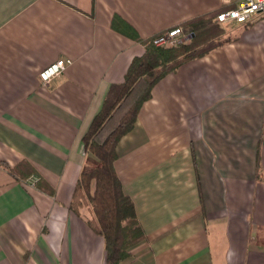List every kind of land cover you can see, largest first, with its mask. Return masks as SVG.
<instances>
[{
    "label": "crops",
    "instance_id": "obj_1",
    "mask_svg": "<svg viewBox=\"0 0 264 264\" xmlns=\"http://www.w3.org/2000/svg\"><path fill=\"white\" fill-rule=\"evenodd\" d=\"M237 3L0 0V264H107L91 210L70 206L96 163L83 136L145 52L129 26L148 39ZM220 25L226 40L162 78L118 144L145 233L121 264H264V12ZM22 162L43 187L5 166Z\"/></svg>",
    "mask_w": 264,
    "mask_h": 264
},
{
    "label": "trees",
    "instance_id": "obj_2",
    "mask_svg": "<svg viewBox=\"0 0 264 264\" xmlns=\"http://www.w3.org/2000/svg\"><path fill=\"white\" fill-rule=\"evenodd\" d=\"M219 11L188 21L186 28H182L190 35L189 39L160 47L154 40L161 33L142 39L129 26L128 33L144 44L145 52L133 59L122 82L110 86L102 108L83 136L85 152L96 163L82 167L70 206L76 212L83 207L91 210L88 224L105 240L107 264H121L131 255V248L145 239L135 203L124 192L114 167L118 144L134 129L142 105L152 97L154 86L162 78L226 40L219 41L223 34L216 20ZM116 23L117 19L113 24ZM24 165L27 164L22 162L15 168L5 166L12 174L25 179L35 174L39 178L37 184L43 187L42 178L32 167L24 173ZM48 190L53 192L49 187Z\"/></svg>",
    "mask_w": 264,
    "mask_h": 264
},
{
    "label": "built area",
    "instance_id": "obj_3",
    "mask_svg": "<svg viewBox=\"0 0 264 264\" xmlns=\"http://www.w3.org/2000/svg\"><path fill=\"white\" fill-rule=\"evenodd\" d=\"M264 12V0H238V3L235 6L222 9L217 13L216 20L220 23L227 22H237L245 23L249 20H252L254 17L258 16ZM184 30L181 26H176L172 29L163 31L159 36L154 40L156 46H164L168 44H175L180 41ZM72 63L70 58H61L56 60L50 65H47L46 68L42 69L39 72L40 81L48 86L51 82L63 74L69 64ZM39 181L37 176L31 178L30 183L36 185Z\"/></svg>",
    "mask_w": 264,
    "mask_h": 264
},
{
    "label": "rangeland",
    "instance_id": "obj_4",
    "mask_svg": "<svg viewBox=\"0 0 264 264\" xmlns=\"http://www.w3.org/2000/svg\"><path fill=\"white\" fill-rule=\"evenodd\" d=\"M225 35V34H224ZM223 36L220 35L219 41H222Z\"/></svg>",
    "mask_w": 264,
    "mask_h": 264
}]
</instances>
